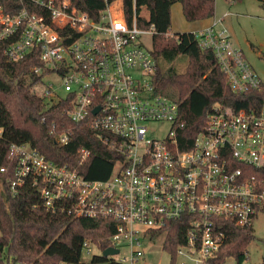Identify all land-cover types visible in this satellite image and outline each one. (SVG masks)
<instances>
[{
  "label": "built area",
  "instance_id": "2783aa9c",
  "mask_svg": "<svg viewBox=\"0 0 264 264\" xmlns=\"http://www.w3.org/2000/svg\"><path fill=\"white\" fill-rule=\"evenodd\" d=\"M20 2L24 6L13 15L0 2V51L10 63H40L29 73L38 77L31 88L45 109L64 104L68 120L85 122L117 154L110 175L91 180L27 144L9 147L15 159L12 194L30 184L46 212L113 222L107 247L86 238L77 261L56 264L143 262L157 238L163 245L160 232L180 221L185 238L173 264H252L247 249L242 261L216 258L227 241L224 222L252 228L264 204V192L247 175V169L264 168V101L236 110L215 103L202 130L182 148L184 122L178 104L156 91V62L143 42L153 26L137 25L138 18H148L136 0L131 24L122 0H104L96 20L69 0ZM219 25L216 20L193 32L197 46L213 53L233 93L259 90L260 78ZM50 133L59 145L71 135ZM80 154L81 162L89 155ZM108 248L116 253L104 255Z\"/></svg>",
  "mask_w": 264,
  "mask_h": 264
},
{
  "label": "trees",
  "instance_id": "16d2710c",
  "mask_svg": "<svg viewBox=\"0 0 264 264\" xmlns=\"http://www.w3.org/2000/svg\"><path fill=\"white\" fill-rule=\"evenodd\" d=\"M69 1L94 20L105 7L104 0ZM0 2L11 15L24 6L20 0ZM175 3L181 5L188 23L214 16V0H136L137 10L145 7L148 11V20L138 18L137 25L143 29L153 26L156 91L178 104L184 122L180 140L184 142L182 148H188L215 103L230 110L258 105L264 101V86L244 94L233 93L213 53L201 50L193 33L170 34L171 7ZM122 6L126 21L131 24L132 0H122ZM181 56H185L187 64L183 72H178L174 61ZM39 64L27 60L10 63L0 51V169H4L0 171V264L75 262L84 239L107 247L112 233L111 220L46 212L30 184L19 188L16 194L10 191L8 180L14 178L15 167L9 150L12 144H27L47 160L67 165L91 180L107 178L117 159L116 152L103 144L85 122L74 123L66 118L64 104L45 109L43 101L30 91L38 77L30 75L29 70ZM53 129L55 134L70 130L68 142L55 143V135L50 133ZM81 150L89 153L82 162ZM247 175L253 178L256 191L264 192V168L247 169ZM260 211L264 213V204ZM224 223L227 241L216 261L222 262L228 256L242 261L255 239L253 228L239 227L233 221ZM185 230L186 224L180 221L160 232L165 237L162 249L170 254L171 264L175 262L176 248L184 242Z\"/></svg>",
  "mask_w": 264,
  "mask_h": 264
},
{
  "label": "rangeland",
  "instance_id": "374dc122",
  "mask_svg": "<svg viewBox=\"0 0 264 264\" xmlns=\"http://www.w3.org/2000/svg\"><path fill=\"white\" fill-rule=\"evenodd\" d=\"M115 1L120 2V0ZM141 15L148 18L145 7H142ZM214 19H223L219 29L226 30L232 44L243 52L246 61L264 85V0H214ZM199 27V23L185 21L179 3L172 5L170 34L187 33ZM151 37V35L143 36V42L148 48L151 47ZM186 64L185 56L174 61L178 72H183ZM42 81L47 82L49 78ZM30 91L34 94L35 90L30 88ZM59 94L61 96L63 92ZM252 228L255 239L247 248L249 261L252 264H261L264 262V213L257 216ZM162 241V237L157 238L156 243L148 247L146 259L135 264L170 263L171 257L162 249ZM176 264H179V260Z\"/></svg>",
  "mask_w": 264,
  "mask_h": 264
},
{
  "label": "crops",
  "instance_id": "0c3cea01",
  "mask_svg": "<svg viewBox=\"0 0 264 264\" xmlns=\"http://www.w3.org/2000/svg\"><path fill=\"white\" fill-rule=\"evenodd\" d=\"M222 20H223V19H221V24H222ZM213 21H216V20L214 19V16H213L212 18H210V19H207V20L196 21V23H199L200 27L197 28V29H194V30H192V31H189V32H187V33H193V32H195V31H197V30L203 29V28H205V27L211 25ZM194 23H195V22H194Z\"/></svg>",
  "mask_w": 264,
  "mask_h": 264
},
{
  "label": "water",
  "instance_id": "95a60500",
  "mask_svg": "<svg viewBox=\"0 0 264 264\" xmlns=\"http://www.w3.org/2000/svg\"><path fill=\"white\" fill-rule=\"evenodd\" d=\"M114 253H116V251H115V250H112V249H110V248H108V249H106V250L104 251V255H107V254H114Z\"/></svg>",
  "mask_w": 264,
  "mask_h": 264
}]
</instances>
